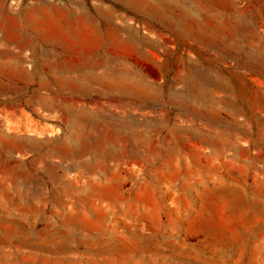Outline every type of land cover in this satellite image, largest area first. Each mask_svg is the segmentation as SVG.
I'll return each mask as SVG.
<instances>
[{"label":"rangeland","instance_id":"obj_1","mask_svg":"<svg viewBox=\"0 0 264 264\" xmlns=\"http://www.w3.org/2000/svg\"><path fill=\"white\" fill-rule=\"evenodd\" d=\"M0 264H264V0H0Z\"/></svg>","mask_w":264,"mask_h":264}]
</instances>
